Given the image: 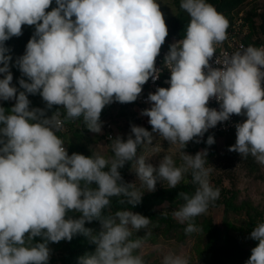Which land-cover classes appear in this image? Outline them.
<instances>
[{
    "label": "clouds",
    "instance_id": "obj_1",
    "mask_svg": "<svg viewBox=\"0 0 264 264\" xmlns=\"http://www.w3.org/2000/svg\"><path fill=\"white\" fill-rule=\"evenodd\" d=\"M54 3L0 0V101H14L10 109L0 106V264H48L49 243L77 235L96 246L78 264H147L142 250L158 225L128 209L106 213L112 198L134 208L158 182L175 189L190 174L195 190L178 193L183 203L172 215L186 224V235L203 231L196 218L219 199L220 189L210 180L214 167L206 166L207 149L195 155L184 149L233 115L244 116L235 124L236 141L228 151L264 165V45L217 55L228 39L229 20L207 0H180L190 19L183 38L164 56L168 87L149 92L150 107L140 112L151 131L133 123L126 138L109 137V158L99 152L69 154L57 135L66 121L82 120L87 130L101 134L106 106L137 101L143 86L160 78L156 60L169 29L158 0ZM23 26L34 32L15 61L22 76L17 88L5 43L22 36ZM214 56L218 67L210 63ZM37 94L44 108L31 106L28 97ZM212 100L219 110L208 106ZM54 106L58 110L49 115ZM163 141L174 151H166ZM214 143L209 135L206 144ZM142 148L165 154L153 165L138 154ZM129 163L140 188L121 175ZM92 221L99 222L98 231L85 227ZM140 230L143 237L136 235ZM249 238L258 243L246 264H264V222ZM161 264H190V257L169 252Z\"/></svg>",
    "mask_w": 264,
    "mask_h": 264
},
{
    "label": "trees",
    "instance_id": "obj_2",
    "mask_svg": "<svg viewBox=\"0 0 264 264\" xmlns=\"http://www.w3.org/2000/svg\"><path fill=\"white\" fill-rule=\"evenodd\" d=\"M258 1L259 0H207L208 3L214 5L217 11L222 13L229 20L230 26L227 30L228 34H232L238 38L240 34H243V37H241V39L239 38V40L247 45L259 47L264 43V9L259 11L257 5H255ZM174 4L178 8L179 14L166 21L169 35L166 37L165 44L162 45L161 50H169V45L173 43V39H182L189 23L190 18L188 14L180 8V0H174ZM51 7L47 11H50ZM22 31V36L13 37L5 43V46L10 49L8 54L12 56L10 70L13 74V84L17 88H19L18 80L22 78V76L19 69L15 67V61L24 54L26 44L34 32V27L23 26ZM0 78H2V74H0ZM28 98L31 101L32 107H45V103L38 94L29 95ZM13 104L14 101H5L1 106L7 110L10 109ZM135 104L136 101L133 103L121 104L120 107L126 110L128 108H134ZM58 108L59 106H54L48 114L51 115V113L58 110ZM61 111L63 110L61 109ZM104 115L105 108L101 114L102 121L104 118H108V116L104 117ZM65 125L67 130L65 132H59L57 135L64 139L65 145L68 146L69 154L78 152L90 156L94 153L82 143L84 132L87 133L89 131L83 126L82 120L66 121ZM145 128L151 131V126ZM209 135L214 136L215 139V143L211 146L206 144ZM205 136L206 138L203 145L206 148L212 149L213 147L215 148L217 144V138L223 135L207 134ZM227 137L232 139L235 144V131L227 135ZM75 139L77 140L75 141ZM107 139L111 147V141L108 136ZM120 172L124 180L131 183V164H126L124 168L120 169ZM195 187L196 185L191 183L190 176L185 178L175 189L162 187L154 192L144 193L142 202L134 208H131V206L127 204H120L118 202L119 198L114 197L112 198L111 208L106 210V213L110 212L114 214L118 210L128 209L150 218L153 223L158 226L153 229V236L147 242L159 243L162 239H177L178 241H183L186 237L196 235L200 237V239L204 238L205 242L203 241V244L197 245L196 248L197 257L204 264H246V261L251 255V249H245L239 238L232 235V230L239 231V229L230 222V215L244 213L248 228L251 232L258 222H264V211L258 206H255L251 201L240 200L237 195H234L221 202L224 206L223 228L215 223L211 214H206L196 218L195 221L197 226L202 227L203 231L186 235L184 232L186 224H174L171 222L170 217L173 216V211L177 210L183 203V200L178 197V193L188 192L191 194L194 192ZM164 205L168 206V210L158 211V208ZM73 215L74 218L79 217V214ZM85 227L93 228L98 231L100 229V224L98 221H92L91 223L86 222ZM136 235L138 237H143L145 231L140 230ZM133 238H135V236ZM257 243V241L253 240V247H255ZM49 247H51L52 256H50L48 264H78V258L86 253H93L96 246L90 243L83 235H77L71 241H60L58 243L50 242Z\"/></svg>",
    "mask_w": 264,
    "mask_h": 264
},
{
    "label": "rangeland",
    "instance_id": "obj_3",
    "mask_svg": "<svg viewBox=\"0 0 264 264\" xmlns=\"http://www.w3.org/2000/svg\"><path fill=\"white\" fill-rule=\"evenodd\" d=\"M158 3L160 4L161 11L164 14L165 21L179 14L178 8L174 4V0H158ZM255 5H257L259 11L263 10L264 0H259ZM52 6H55L54 1ZM241 37H243V34L239 35L240 39ZM239 38L237 37L236 40ZM4 102L5 101H0V106L4 104ZM103 122L102 133L95 134L90 131L87 133L84 132L82 143H84L89 150L99 152L106 158L112 156L111 147L109 146L107 139L108 133L106 125L108 123L113 126V138L117 135H122L126 138L127 134L130 132V124L133 123L143 127L150 126L148 124V118L138 117L133 108L124 110L122 107L113 108L108 114V118H106ZM205 138L206 136L201 139L200 143L189 142L184 151L188 154L195 155L198 151L207 149L208 154L206 159L208 165L206 166L214 167L210 180L213 187L220 189V197L209 207L206 214H211L215 223L223 228L224 206L221 202L234 195H237L240 200L251 201L255 206H258L264 211V165L258 164L251 156L242 158L238 153L228 151V148L231 145H234V142L232 139L227 137V135L219 136L217 138L215 148L213 147L212 149L206 148L203 145ZM76 140L77 139H75V141ZM162 147L166 151H174L175 148V146H172L171 150L168 149L169 144L167 141L162 142ZM139 154H146L150 159L149 162L153 165H157L159 159L165 153L162 152L160 154L153 155L150 152H146L142 148ZM174 159H176L177 164L181 163L178 153L174 154ZM190 176V174H187L185 178ZM130 180L131 183L136 182L137 188L141 187L134 171L130 172ZM162 187H167V184L158 182L156 190ZM145 193L150 192L145 191ZM167 207V205L161 206L158 208V211H166L168 210ZM170 220L174 224L185 225L179 223L173 216L170 217ZM246 221L244 213L230 215V222L236 225L239 229V231L232 230V235L237 236L243 247L250 250L253 248V240L249 238L251 232ZM203 241L205 242V239H200L197 235L186 237L183 241H178L177 239H162L159 243L147 242L142 251L147 264H161L163 256L169 252L189 256L190 264H204L198 259L196 254L197 245L203 244ZM156 244L160 245L159 249H154L153 246Z\"/></svg>",
    "mask_w": 264,
    "mask_h": 264
},
{
    "label": "built area",
    "instance_id": "obj_4",
    "mask_svg": "<svg viewBox=\"0 0 264 264\" xmlns=\"http://www.w3.org/2000/svg\"><path fill=\"white\" fill-rule=\"evenodd\" d=\"M236 38H237L236 36H234L232 34H228V39L222 45V49H218L217 55L219 54V52L221 50L231 53V52L237 50L241 45H243L245 47L248 46L247 44L243 43L241 40H239V39L236 40ZM175 41H178V40L173 39L172 42H175ZM262 45H264V43ZM167 52H168L167 49L161 50V53L157 57V60H156V66L158 68L162 69L160 78L155 83H153L150 79L149 82L143 86L142 95L136 101V104H135L133 109H134L135 113L138 115V117L148 118V117L140 115V112L142 109L150 107V105L145 102L148 93L154 92L157 87H168V84L166 83V81L170 78V72L164 68V56ZM214 60H215V56L213 57V60L210 61V63L213 65V67H218V65H215ZM262 87H264V84H262ZM120 105H121V103L114 102L111 105L106 106L104 117L108 116V114L110 113V111L113 108L120 107ZM208 106L212 107V108H217L219 110V105L215 102V100H212ZM245 119H246V117H244V116L233 115L229 121L224 122V123H220L215 128L209 129L208 132L205 133V135H207V134L230 135L233 131H235V124L239 123V122H243ZM104 120H105V118H104ZM106 129H107V133H108V138L109 137L113 138L114 135L112 133V130H113L112 124L108 123L106 125ZM66 130H67V127L65 125L64 130L62 132H65Z\"/></svg>",
    "mask_w": 264,
    "mask_h": 264
}]
</instances>
